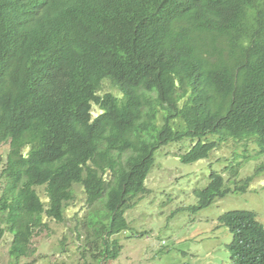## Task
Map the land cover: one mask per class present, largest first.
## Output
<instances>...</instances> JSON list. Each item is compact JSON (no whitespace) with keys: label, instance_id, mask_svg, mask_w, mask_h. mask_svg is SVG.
Returning a JSON list of instances; mask_svg holds the SVG:
<instances>
[{"label":"trees","instance_id":"1","mask_svg":"<svg viewBox=\"0 0 264 264\" xmlns=\"http://www.w3.org/2000/svg\"><path fill=\"white\" fill-rule=\"evenodd\" d=\"M105 80L118 94L100 92ZM209 134L218 140L202 141ZM185 137L183 162L228 137L264 149V0H0V237L11 234L10 257L31 253L48 219L64 220L76 186L82 253L101 255L147 192L154 151ZM256 172L231 189L211 170L195 208L246 191ZM218 221L231 264H264L253 211Z\"/></svg>","mask_w":264,"mask_h":264},{"label":"rangeland","instance_id":"2","mask_svg":"<svg viewBox=\"0 0 264 264\" xmlns=\"http://www.w3.org/2000/svg\"><path fill=\"white\" fill-rule=\"evenodd\" d=\"M100 92L118 94L107 80ZM92 112L94 115L97 110L93 108ZM213 140L217 141L218 136L209 134L202 138ZM191 143L185 137L154 151L144 181L147 192L133 198L134 205L124 213L127 227L105 238L101 255L82 253L86 232L79 219L87 208L85 194L76 186L75 198L69 203L64 220L48 219L47 227L33 237L31 253L18 260L10 257L11 234L0 237V264H231L227 245L232 236L218 217L227 210H250L264 226V170L256 172L264 164V149L260 151L254 141L228 137L206 158L183 162L181 155ZM8 147L7 143L0 144V172ZM211 170L222 175L224 185L232 189L254 171L258 175L251 179L246 191L231 190L209 206L195 208L198 199L194 190L207 185ZM37 190L43 196V188ZM96 205L102 210L99 203ZM113 239L119 247L113 245Z\"/></svg>","mask_w":264,"mask_h":264},{"label":"clouds","instance_id":"3","mask_svg":"<svg viewBox=\"0 0 264 264\" xmlns=\"http://www.w3.org/2000/svg\"><path fill=\"white\" fill-rule=\"evenodd\" d=\"M236 140V139H235ZM237 141H239V140H237ZM244 141V140H243ZM191 147V146H190ZM189 150V149H188ZM206 158V157H205ZM203 159V158H202ZM232 189V188H231ZM263 225V224H262Z\"/></svg>","mask_w":264,"mask_h":264}]
</instances>
